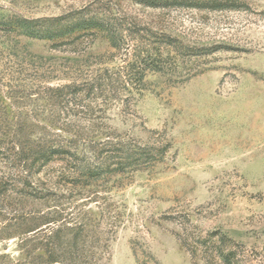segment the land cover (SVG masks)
Instances as JSON below:
<instances>
[{"label":"rangeland","instance_id":"1","mask_svg":"<svg viewBox=\"0 0 264 264\" xmlns=\"http://www.w3.org/2000/svg\"><path fill=\"white\" fill-rule=\"evenodd\" d=\"M17 17L101 29L34 39L4 29ZM3 131L106 170L73 199L2 197L0 264L28 263L17 217L54 210L91 218L98 264H264V0H0ZM70 159L33 184L67 194Z\"/></svg>","mask_w":264,"mask_h":264},{"label":"trees","instance_id":"2","mask_svg":"<svg viewBox=\"0 0 264 264\" xmlns=\"http://www.w3.org/2000/svg\"><path fill=\"white\" fill-rule=\"evenodd\" d=\"M2 24L4 29L8 31H15L17 34L43 40H58L69 37L76 39L78 33L98 29L101 26L92 19L67 23L49 20L47 25L43 21L23 17H17ZM66 89L67 92L61 89L55 95L61 98L67 96L69 92L75 94L77 91L76 86H73L70 91L68 88ZM144 153L145 156H151L149 152ZM78 154L77 148L56 145L46 140L33 142L18 133L10 135L7 131L0 132V161L7 165L10 164V167L17 168L22 173L27 172L24 175L22 187H18L16 183L8 181L2 175L0 177V199L7 196L9 192L20 194L22 200L40 201L56 200L63 197L75 198L80 194L79 188L87 189V187L92 186L106 170L99 166L82 164ZM62 157H70L69 163H72L70 182L73 184L68 188L67 194L63 192L58 195L50 189L45 192L33 184L32 179L50 163ZM127 159L133 161L135 158L129 155ZM128 164L130 165L131 162ZM16 220L13 226L15 225V229L17 232L19 231L18 235L21 234L20 238L26 253L27 264H98L93 258L95 254L93 246L88 243L92 226L90 217L85 216L81 220L65 222L62 221L61 214H57L54 210L47 214L19 216ZM39 231H44L42 239L26 249L29 242L36 240L35 238L31 239L27 234L38 233ZM12 235L13 233L8 234L7 238ZM218 255L226 264H231L234 258L232 251H225L224 249L220 250ZM23 264L26 263L23 262Z\"/></svg>","mask_w":264,"mask_h":264}]
</instances>
